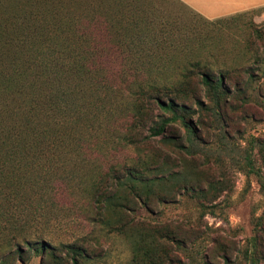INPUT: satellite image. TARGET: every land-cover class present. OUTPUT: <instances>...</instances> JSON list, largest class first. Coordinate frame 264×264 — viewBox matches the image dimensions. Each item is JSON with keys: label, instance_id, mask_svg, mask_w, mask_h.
<instances>
[{"label": "trees", "instance_id": "obj_1", "mask_svg": "<svg viewBox=\"0 0 264 264\" xmlns=\"http://www.w3.org/2000/svg\"><path fill=\"white\" fill-rule=\"evenodd\" d=\"M143 1L0 0V264L31 254L83 264L86 248L25 232L51 217L61 187L78 188L100 216L131 202L147 207L150 194L141 186L152 191L163 176L146 173L140 145L160 136L191 152L197 111L186 98L201 110L203 93L219 110L220 98L248 89L246 80L228 81L233 67L154 60L162 53L141 46L158 40L140 12ZM256 69L264 73V65ZM243 70L254 75V68ZM108 144L132 147L136 156L131 163H96L107 157ZM259 182L264 194V176ZM258 231L264 235V227ZM262 237H252L253 255Z\"/></svg>", "mask_w": 264, "mask_h": 264}, {"label": "rangeland", "instance_id": "obj_2", "mask_svg": "<svg viewBox=\"0 0 264 264\" xmlns=\"http://www.w3.org/2000/svg\"><path fill=\"white\" fill-rule=\"evenodd\" d=\"M143 4L146 10L139 11L151 20L158 40H145L141 46L162 53L154 60L233 67L228 81L246 80L248 89L220 98L219 110L203 93L206 107L201 110L186 98L197 111L192 121L198 138L193 139L191 152L160 136L140 145L145 159L141 166L151 168L146 173L163 176L152 191L141 186L143 194H150L147 207L140 202H131L130 209L107 207L102 217L78 188L64 186L51 217L39 218L25 232L32 238L86 248L89 254L83 264H264V235L258 231L264 227L259 182L264 176V73L256 69L264 65V9L206 19L178 0ZM247 67L254 68L251 78L243 70ZM198 114L200 124L195 122ZM174 128L185 133L179 124ZM106 151L107 157H98L96 163H131L136 156L132 147L112 149L108 144ZM123 191L131 197L127 189ZM256 234L263 236V243L253 255L251 239ZM135 243L140 248L137 254ZM59 254L64 257V251ZM62 259L42 261L31 254L15 264L69 263Z\"/></svg>", "mask_w": 264, "mask_h": 264}, {"label": "crops", "instance_id": "obj_3", "mask_svg": "<svg viewBox=\"0 0 264 264\" xmlns=\"http://www.w3.org/2000/svg\"><path fill=\"white\" fill-rule=\"evenodd\" d=\"M206 19L224 17L251 9H264V0H179Z\"/></svg>", "mask_w": 264, "mask_h": 264}]
</instances>
